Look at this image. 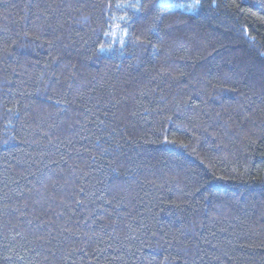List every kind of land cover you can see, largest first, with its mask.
<instances>
[{
  "label": "trees",
  "instance_id": "1",
  "mask_svg": "<svg viewBox=\"0 0 264 264\" xmlns=\"http://www.w3.org/2000/svg\"><path fill=\"white\" fill-rule=\"evenodd\" d=\"M0 264H264V0H0Z\"/></svg>",
  "mask_w": 264,
  "mask_h": 264
},
{
  "label": "snow or ice",
  "instance_id": "2",
  "mask_svg": "<svg viewBox=\"0 0 264 264\" xmlns=\"http://www.w3.org/2000/svg\"><path fill=\"white\" fill-rule=\"evenodd\" d=\"M197 2H199V0H197Z\"/></svg>",
  "mask_w": 264,
  "mask_h": 264
}]
</instances>
